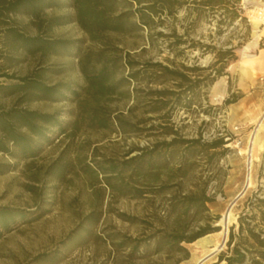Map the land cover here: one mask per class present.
<instances>
[{
	"label": "trees",
	"instance_id": "trees-1",
	"mask_svg": "<svg viewBox=\"0 0 264 264\" xmlns=\"http://www.w3.org/2000/svg\"><path fill=\"white\" fill-rule=\"evenodd\" d=\"M186 0H0V23H6L10 15H28L35 20L38 33L25 34L15 27L3 26L5 47L12 53L36 56L38 66L26 75L14 77L16 81L0 82V95L14 96V102L5 107L0 104V154L18 160L32 159L49 145L54 132L71 136L80 127L104 129L122 133H143L153 136H173L169 140H158L141 147L130 148L122 159H92L81 162V169L90 175L93 182L100 181L111 192L120 196L143 197L177 187L167 198L166 214L170 217L168 228L152 233L146 238H123L118 246L131 245V257H141L149 251H177L184 256L188 250L182 244L194 242L197 238L219 230L218 225L208 221L196 228L192 224L206 219L207 204L214 196L208 194L203 186L182 189L181 180L196 167V157L205 153L209 157L220 156L217 149L223 147L224 139L211 141L197 138H181L170 124L174 109L191 107L188 94L199 86L201 78L196 72L198 66L188 67L176 61L178 46L185 42L183 34L175 28L169 33L157 30L163 16L174 17L177 10L186 5ZM240 0H191L187 13L191 10L199 14L204 9L213 13L222 10L227 25L237 19ZM192 7V8H190ZM69 8L70 12L43 16L46 9ZM6 17V18H5ZM222 21V20H220ZM75 23L94 43L95 47L81 49L80 41L70 38L52 37V28ZM117 35L140 37L147 45L153 46L158 38L172 39L167 45L171 52L159 60L137 59L120 46L114 37ZM191 42L187 48H199ZM214 53L211 80L221 76L227 66L236 59L232 47L221 50L208 46ZM141 47L140 51H144ZM9 56V55H8ZM59 56L76 58V70L81 77L77 80L48 81L50 74L65 71L62 65L50 62ZM216 65H218L216 67ZM9 77V76H8ZM172 82V86H166ZM70 101L75 103L72 120H63L61 112H45L20 106L31 101ZM112 101L131 102L125 109L111 106ZM228 102L235 100H226ZM140 110V111H139ZM140 113L139 115L137 113ZM153 112L155 117H145L144 113ZM158 120L156 124L147 123ZM135 150L133 155L129 154ZM181 150V151H180ZM52 161L44 170V177L58 181L72 173L74 161L64 154ZM15 164L0 160V175L13 171ZM36 181L37 178L35 179ZM160 186L154 188V182ZM149 186V188H147ZM33 193L37 189L28 184ZM41 210V208H38ZM36 210L25 213L20 209L0 207V237L17 224L18 219L33 215L34 219L43 215ZM95 211L87 214L85 220L96 221ZM88 228H82L87 231ZM89 231V230H88ZM75 233V232H73ZM72 233V234H73ZM80 234V233H78ZM77 234V235H78ZM70 237V236H69ZM143 254V252H142ZM57 262L60 252L40 254L35 260ZM213 264H264V194H248L243 209L235 224L228 229L226 249L221 251Z\"/></svg>",
	"mask_w": 264,
	"mask_h": 264
},
{
	"label": "rangeland",
	"instance_id": "rangeland-1",
	"mask_svg": "<svg viewBox=\"0 0 264 264\" xmlns=\"http://www.w3.org/2000/svg\"><path fill=\"white\" fill-rule=\"evenodd\" d=\"M186 1V5L180 7L174 17L163 16L157 30L169 33L175 28L178 34L184 35L185 42L178 46L183 51L177 54L176 61L188 67L198 66L200 70L196 74L200 76L201 82L188 94L191 107L174 109L169 125L181 138L200 136L205 141L223 138L225 142L223 147L217 149L222 152L220 156L213 158L202 153L196 157V167L181 180L184 190L204 184L207 193L214 196L213 201L207 204L208 209L204 213L206 219L192 224L196 228L206 221L218 225L216 222L222 212L244 187L247 163L245 155L239 154V149L244 147L255 119L264 110V82L260 79L264 75L259 74L250 80L239 62L243 57L241 49L252 39V23L247 16L255 0H240V16L229 25L225 22L222 10L213 13L204 9L199 14L191 10L187 13L186 8L191 5V0ZM70 11L69 8H50L44 11L42 17ZM6 20L8 25L0 23V29L12 26L28 35L38 33L34 18L28 15L12 14ZM3 35L1 32L0 82L8 83L16 81L14 77L33 71L38 66V59L36 56L19 53L10 55L4 45ZM49 35L79 40L82 50L96 46L73 22L52 28ZM114 38L120 46L137 54L139 60H159L171 54L167 45L172 40L170 38L160 37L153 46L147 45L142 36L117 35ZM191 42L198 43L200 47L187 48ZM208 46L221 50L232 47L236 55V59L225 68L223 74L213 81L214 53ZM263 46L264 37H261L251 52L255 53L258 47ZM141 47H145V50L140 51ZM52 61L62 65L65 71L50 74L48 81L72 79L81 82L76 70V58L59 56L50 58ZM166 86H172V82ZM14 100V96L0 95V104L5 107H9ZM130 103L112 101L111 106L125 109ZM20 106L45 112L59 110L63 120H72L75 111V103L70 101L37 100L24 102ZM155 115L153 112L144 113L145 117ZM157 122L151 119L147 125ZM172 136L80 127L71 136L54 132L51 143L43 146L41 152L30 161V165H26L27 160L15 161L0 154L1 161L16 163L13 171L0 175V207L20 209L26 214L35 210L44 213L37 219L33 215L18 219L11 231L3 233L0 237V264H190L193 256L200 251L196 245L197 239L182 244L188 250L187 256L177 251L164 250L144 253L142 246L141 257L135 258L129 254L131 245H117L123 238L143 239L168 228L170 217L166 214L167 198L177 187L158 191L156 188L160 186V181H156L153 183L156 189L153 194L148 193L143 197L120 196L106 188L101 178L93 182L90 175L83 172L82 163L79 162L90 163L93 158L122 159L130 148L150 145L162 139L169 140ZM65 149L67 152L64 156L74 161L72 173L58 181L44 177L45 168ZM135 153L133 150L129 156ZM28 184L37 186L34 193ZM253 193L264 194V140L263 149L252 160L251 184L232 204L234 220L229 227L236 223L245 197ZM91 211L96 212L97 219L86 225L85 218ZM84 227L89 231L82 232ZM225 249L226 242L221 251ZM54 250L60 252L59 261L35 260L38 255ZM221 251L205 264H213Z\"/></svg>",
	"mask_w": 264,
	"mask_h": 264
},
{
	"label": "bare ground",
	"instance_id": "bare-ground-1",
	"mask_svg": "<svg viewBox=\"0 0 264 264\" xmlns=\"http://www.w3.org/2000/svg\"><path fill=\"white\" fill-rule=\"evenodd\" d=\"M250 22L252 23V39L241 49L243 57L239 62L244 73H246L249 69L253 75H257L258 69L255 68V65L261 64L264 61V58L262 55L259 56L256 53H252L251 49L256 48L258 40L261 37H264V27H260L256 19L251 18ZM263 140L264 110L261 111L255 119L254 127L249 131L244 147L239 149V154L245 155V161L249 166V175L247 180L245 174L244 185L246 183V187L251 184L252 160L254 157H257V154L263 149ZM232 204H228L216 222L219 226V230L212 233L213 235L207 234L197 238L196 245L200 248V251L197 255L193 256L190 264H205L208 261L213 260L219 247L223 248V243L227 238L228 227L234 220V216L231 212Z\"/></svg>",
	"mask_w": 264,
	"mask_h": 264
},
{
	"label": "built area",
	"instance_id": "built-area-1",
	"mask_svg": "<svg viewBox=\"0 0 264 264\" xmlns=\"http://www.w3.org/2000/svg\"><path fill=\"white\" fill-rule=\"evenodd\" d=\"M248 20L256 19L260 27H264V0H255L249 9ZM264 82V77L260 78Z\"/></svg>",
	"mask_w": 264,
	"mask_h": 264
},
{
	"label": "crops",
	"instance_id": "crops-1",
	"mask_svg": "<svg viewBox=\"0 0 264 264\" xmlns=\"http://www.w3.org/2000/svg\"><path fill=\"white\" fill-rule=\"evenodd\" d=\"M257 55L259 56H263L264 58V46L263 47H258L257 51L255 52ZM255 68H257V75H264V61L261 64H256ZM251 70H247V72L245 73V75H247L249 77L250 80H253L257 75H253L251 72Z\"/></svg>",
	"mask_w": 264,
	"mask_h": 264
},
{
	"label": "water",
	"instance_id": "water-1",
	"mask_svg": "<svg viewBox=\"0 0 264 264\" xmlns=\"http://www.w3.org/2000/svg\"><path fill=\"white\" fill-rule=\"evenodd\" d=\"M248 175H249V166H248V164H247V169H246V180L248 179ZM245 189H246V183H245V185H244V187H243V189L241 190V192L234 198V200H233V202L232 203H234L242 194H243V192L245 191ZM227 239V238H226ZM225 242H226V240H225ZM225 242L223 243V244H225ZM222 250V248L221 247H219L218 248V251H217V253L219 252V251H221Z\"/></svg>",
	"mask_w": 264,
	"mask_h": 264
}]
</instances>
